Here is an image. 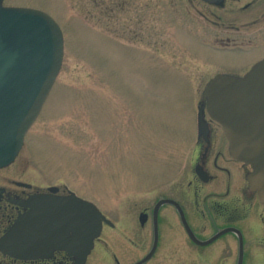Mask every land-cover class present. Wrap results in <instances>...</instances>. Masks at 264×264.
Here are the masks:
<instances>
[{
	"label": "rangeland",
	"instance_id": "obj_1",
	"mask_svg": "<svg viewBox=\"0 0 264 264\" xmlns=\"http://www.w3.org/2000/svg\"><path fill=\"white\" fill-rule=\"evenodd\" d=\"M3 5L49 14L65 43L54 86L12 164L13 179L39 190L56 186L74 192L114 220L155 194L185 189L203 88L214 75L226 74L223 69L236 68L210 56L217 51L214 30L203 17L212 19L207 4L4 0ZM225 244V239L217 244L220 255H232Z\"/></svg>",
	"mask_w": 264,
	"mask_h": 264
},
{
	"label": "flooded vegetation",
	"instance_id": "obj_2",
	"mask_svg": "<svg viewBox=\"0 0 264 264\" xmlns=\"http://www.w3.org/2000/svg\"><path fill=\"white\" fill-rule=\"evenodd\" d=\"M207 6L212 19L203 17L214 30L217 51L210 56L236 66L223 69L226 74L242 77L264 58V0H222ZM204 119L207 128L197 134L186 188L155 194L143 205L137 202L129 216L118 220L102 212L100 235L83 264H264V208L249 189L252 169L231 156L222 127L206 110ZM11 167L0 169V264H78L82 258L71 250L53 246L35 256L15 254L12 244L3 240L29 211L26 202L33 196L75 194L14 180ZM223 239L232 255H220L217 244Z\"/></svg>",
	"mask_w": 264,
	"mask_h": 264
},
{
	"label": "water",
	"instance_id": "obj_3",
	"mask_svg": "<svg viewBox=\"0 0 264 264\" xmlns=\"http://www.w3.org/2000/svg\"><path fill=\"white\" fill-rule=\"evenodd\" d=\"M204 1L219 4L222 0ZM63 55L62 31L48 14L4 7L0 0V168L14 162L22 148L60 71ZM201 96L202 106L206 105L210 116L222 125L232 156L252 166L249 188L258 193L264 205V60L243 78L217 75L207 83ZM203 108L198 112L200 133L206 128ZM32 208L36 209L33 222L23 230L26 220L17 224L15 237L19 242L29 239L30 243H37L44 238L40 231L50 227L56 229V248L61 246V233L72 231L76 248L84 246L87 251L101 229L99 210L75 196L69 200L56 198L55 202L39 198ZM227 232L222 231L203 244ZM26 234L29 236L24 238ZM83 260L78 264H83Z\"/></svg>",
	"mask_w": 264,
	"mask_h": 264
}]
</instances>
